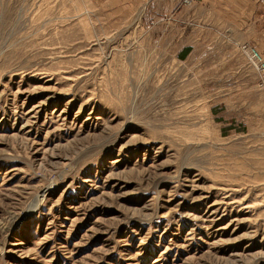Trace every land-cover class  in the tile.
<instances>
[{
	"label": "rangeland",
	"instance_id": "374dc122",
	"mask_svg": "<svg viewBox=\"0 0 264 264\" xmlns=\"http://www.w3.org/2000/svg\"><path fill=\"white\" fill-rule=\"evenodd\" d=\"M99 2L0 0V264H264L240 31L199 0Z\"/></svg>",
	"mask_w": 264,
	"mask_h": 264
},
{
	"label": "crops",
	"instance_id": "0c3cea01",
	"mask_svg": "<svg viewBox=\"0 0 264 264\" xmlns=\"http://www.w3.org/2000/svg\"><path fill=\"white\" fill-rule=\"evenodd\" d=\"M99 2V0H97ZM201 3L212 10L214 15L224 20L229 26H234L242 37L241 42H248L261 50L264 55V10H262L257 0H199ZM107 3L108 8H118L119 0H101L99 4ZM180 8L188 5L182 0L175 2ZM101 6V4H100ZM186 7V6H185ZM205 7V8H206ZM191 46H187L181 53L183 58L189 54Z\"/></svg>",
	"mask_w": 264,
	"mask_h": 264
},
{
	"label": "built area",
	"instance_id": "2783aa9c",
	"mask_svg": "<svg viewBox=\"0 0 264 264\" xmlns=\"http://www.w3.org/2000/svg\"><path fill=\"white\" fill-rule=\"evenodd\" d=\"M184 4H191L195 0H182ZM258 6L264 10V0H257ZM239 48L249 64L260 74L264 84V55L259 48L248 42H240Z\"/></svg>",
	"mask_w": 264,
	"mask_h": 264
},
{
	"label": "trees",
	"instance_id": "16d2710c",
	"mask_svg": "<svg viewBox=\"0 0 264 264\" xmlns=\"http://www.w3.org/2000/svg\"><path fill=\"white\" fill-rule=\"evenodd\" d=\"M183 51H186L185 49Z\"/></svg>",
	"mask_w": 264,
	"mask_h": 264
}]
</instances>
